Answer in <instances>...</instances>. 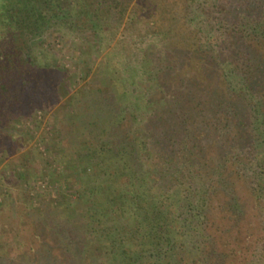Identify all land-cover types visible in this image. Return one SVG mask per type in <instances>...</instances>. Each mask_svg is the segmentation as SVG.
<instances>
[{
    "label": "trees",
    "instance_id": "16d2710c",
    "mask_svg": "<svg viewBox=\"0 0 264 264\" xmlns=\"http://www.w3.org/2000/svg\"><path fill=\"white\" fill-rule=\"evenodd\" d=\"M3 1L0 43L8 30L41 35L69 19L63 0ZM81 2L75 16L94 29L130 10L162 56L140 86L147 112L138 131L83 151L98 180L78 191L76 215L56 222L51 264H264V0ZM14 76L0 73V117L22 98ZM111 104L97 97L93 112L73 118L111 116ZM105 153L134 159L130 182L147 188L117 185ZM94 188L90 205L83 197Z\"/></svg>",
    "mask_w": 264,
    "mask_h": 264
},
{
    "label": "rangeland",
    "instance_id": "374dc122",
    "mask_svg": "<svg viewBox=\"0 0 264 264\" xmlns=\"http://www.w3.org/2000/svg\"><path fill=\"white\" fill-rule=\"evenodd\" d=\"M81 3L62 1L70 11L65 24L51 22L43 34L27 37L8 30L9 38L0 43L7 46L2 48L0 73L16 75L14 86L22 94L0 117V264H51L60 245L55 229L59 219L70 217L69 211L76 215L78 191L96 179L98 165L81 164L83 151L99 149L102 141L120 138L129 127L137 132L147 112L140 86L157 71L161 47L136 24L130 10L90 28L75 16ZM3 4L0 0V13ZM97 97L113 104L111 116L73 118L89 112V104L96 106ZM107 148L109 143L103 145ZM103 155L121 176V188H147L130 182L134 159ZM88 191L83 199L91 205L99 192ZM110 205L123 214L116 199ZM74 230L80 235L82 223L75 221ZM104 264L117 262L106 259Z\"/></svg>",
    "mask_w": 264,
    "mask_h": 264
}]
</instances>
